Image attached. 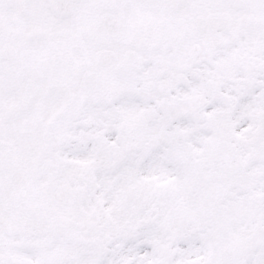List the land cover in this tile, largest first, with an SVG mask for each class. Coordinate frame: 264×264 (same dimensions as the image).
Masks as SVG:
<instances>
[{
  "label": "snow or ice",
  "instance_id": "obj_1",
  "mask_svg": "<svg viewBox=\"0 0 264 264\" xmlns=\"http://www.w3.org/2000/svg\"><path fill=\"white\" fill-rule=\"evenodd\" d=\"M0 264H264V0H0Z\"/></svg>",
  "mask_w": 264,
  "mask_h": 264
}]
</instances>
